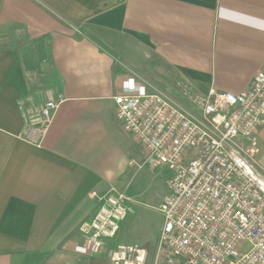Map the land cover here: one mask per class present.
<instances>
[{
  "label": "crops",
  "instance_id": "0c3cea01",
  "mask_svg": "<svg viewBox=\"0 0 264 264\" xmlns=\"http://www.w3.org/2000/svg\"><path fill=\"white\" fill-rule=\"evenodd\" d=\"M263 69L264 0H0V264H113L120 233L93 254L79 231L93 193L131 197L144 161L114 97L159 90L197 112ZM48 101L41 135L30 119ZM241 144L264 174V123Z\"/></svg>",
  "mask_w": 264,
  "mask_h": 264
},
{
  "label": "built area",
  "instance_id": "2783aa9c",
  "mask_svg": "<svg viewBox=\"0 0 264 264\" xmlns=\"http://www.w3.org/2000/svg\"><path fill=\"white\" fill-rule=\"evenodd\" d=\"M114 101L117 121L145 152L142 163L130 165L166 167L171 179L152 262L148 249L118 245L112 263L264 264V174L241 144L257 143L264 123V69L242 95L212 90L196 97L197 112L159 90L127 89ZM58 108L48 101L33 111L30 121L41 135ZM92 197L98 211L80 230L99 254L129 210L116 189Z\"/></svg>",
  "mask_w": 264,
  "mask_h": 264
},
{
  "label": "rangeland",
  "instance_id": "374dc122",
  "mask_svg": "<svg viewBox=\"0 0 264 264\" xmlns=\"http://www.w3.org/2000/svg\"><path fill=\"white\" fill-rule=\"evenodd\" d=\"M139 150L141 151V153L139 152L140 158H135V161L142 160V150L140 147ZM131 169L132 171H137L133 177L131 175V179L129 180L130 184L127 189V193L132 198L126 195V193H122L126 195V203L133 202V209L130 211L129 219L123 225L121 231L120 223L126 220L128 213L125 219L119 223V230L114 239L120 233V236H122L121 241L124 243L123 245L147 249L146 246H154L157 243L163 226L164 219L159 208L164 197L169 193L168 181L171 179V173L166 167L157 169L142 167L139 171L137 170L138 168ZM98 208L99 206L87 222H90L94 218ZM79 233L86 239L81 230ZM154 249L151 250L148 248L149 263L152 262Z\"/></svg>",
  "mask_w": 264,
  "mask_h": 264
},
{
  "label": "trees",
  "instance_id": "16d2710c",
  "mask_svg": "<svg viewBox=\"0 0 264 264\" xmlns=\"http://www.w3.org/2000/svg\"><path fill=\"white\" fill-rule=\"evenodd\" d=\"M151 248V247H150ZM152 250V249H151Z\"/></svg>",
  "mask_w": 264,
  "mask_h": 264
}]
</instances>
